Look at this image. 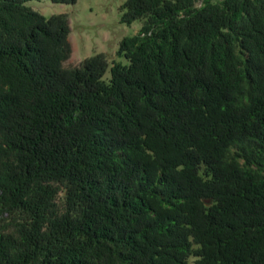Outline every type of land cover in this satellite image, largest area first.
Here are the masks:
<instances>
[{
	"label": "trees",
	"instance_id": "obj_1",
	"mask_svg": "<svg viewBox=\"0 0 264 264\" xmlns=\"http://www.w3.org/2000/svg\"><path fill=\"white\" fill-rule=\"evenodd\" d=\"M26 1L0 0V264H264V0H125L108 80Z\"/></svg>",
	"mask_w": 264,
	"mask_h": 264
},
{
	"label": "rangeland",
	"instance_id": "obj_2",
	"mask_svg": "<svg viewBox=\"0 0 264 264\" xmlns=\"http://www.w3.org/2000/svg\"><path fill=\"white\" fill-rule=\"evenodd\" d=\"M124 1L76 0L75 3H60L52 0H29L25 4L46 17L66 13L70 26L71 54L64 61V65H77L82 59L102 52L107 56L109 63L103 79L108 80L113 61L127 63L125 57L116 54L120 40L124 36L135 34L141 26L140 20L130 24L121 21L125 11L122 7ZM193 247L196 248L197 245L193 244ZM196 259L197 257L191 254L187 258V264H197Z\"/></svg>",
	"mask_w": 264,
	"mask_h": 264
}]
</instances>
